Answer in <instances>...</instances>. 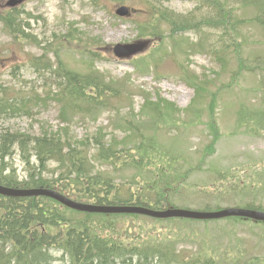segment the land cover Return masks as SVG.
Here are the masks:
<instances>
[{
  "label": "rangeland",
  "instance_id": "1",
  "mask_svg": "<svg viewBox=\"0 0 264 264\" xmlns=\"http://www.w3.org/2000/svg\"><path fill=\"white\" fill-rule=\"evenodd\" d=\"M7 1L0 0V5ZM119 5L129 6L128 3L114 4L109 0L93 4L90 0H29L21 7L20 19L25 23L26 17L29 18L26 32L32 38L31 42L22 46L13 42L0 24V84L20 91L17 97L30 112L29 117L1 122L0 129L37 135L42 128L55 130L65 126L59 114V105L45 96L46 91H50L46 85L49 81L55 84L57 80H48V76L46 79L40 74L42 70L33 73L34 69L28 65V56L41 55L43 48L52 51L50 55H55L68 70L85 74L88 69L95 68L107 83L114 84L109 87L117 91L110 109L103 111L96 121L74 120L72 136L83 139L101 130L107 141L113 143L114 138L118 141L122 136L129 135L114 128L115 124L123 126L125 122L143 123L146 127H140L143 133L151 135L155 122L147 119L150 112L143 107L146 102L163 99L181 113L175 114V111L169 122L156 127L158 140L171 149L173 142L169 139L173 137L180 143L175 151L181 154L185 149L186 161H179L178 166H200L199 173L192 175L188 181L187 186L191 188H183L182 199L174 205L192 211L243 207L250 202L264 207L262 78L244 72L239 66L243 61V67L250 69L256 58L264 57V30L251 21L255 11L249 7L239 10L228 22L235 29L228 35L231 37V56L225 70L220 69L212 55L193 46L197 37L192 33L176 36L186 42L183 43L182 53L175 52V40L170 37L167 28L161 26L163 40L143 50L142 55L151 54L154 50L158 53L161 51L159 48L164 46L165 51L173 56L162 58L156 68L153 66V69L139 74L132 67L134 60L117 61L110 51L116 44L137 41L138 32L132 23L142 20V5L136 7L138 12L131 16L133 22L114 15ZM193 7L192 2L184 0L166 4L167 9L181 15L190 13ZM240 20L244 24H239ZM204 31L212 41L210 44L214 45L219 33ZM89 53L97 55L87 65ZM147 56L145 59L152 54ZM23 64H26L25 67H22ZM16 65H19L18 70H12ZM198 78L205 84L198 86L201 98L194 101L195 92L185 81L192 84L195 79L193 82L197 84L200 83ZM224 88L231 90L222 92ZM193 101L196 102L194 107L191 105ZM199 107L201 110L193 113ZM8 161L16 169L19 180L24 179L26 166L19 156L15 154ZM153 161L159 165L162 163L157 159ZM134 173L135 170L131 169L113 173L112 176L120 182L123 177ZM114 224L120 238L132 243L157 239L171 245L168 241L171 238L172 247L185 251L186 257L200 251L214 257L217 264H264V226L228 221L149 218H120ZM54 255L61 257L62 254L58 252ZM3 259L0 255V261Z\"/></svg>",
  "mask_w": 264,
  "mask_h": 264
},
{
  "label": "trees",
  "instance_id": "2",
  "mask_svg": "<svg viewBox=\"0 0 264 264\" xmlns=\"http://www.w3.org/2000/svg\"><path fill=\"white\" fill-rule=\"evenodd\" d=\"M134 1L142 4L144 16L149 20V24H136L139 36L162 38V24L172 36L194 32L198 35L196 46L207 50L221 68L228 57L231 39L228 35L234 31V25L227 24L225 13L233 15V8L252 7L256 10L253 21L264 29V0H191L196 8L187 15L175 14L163 7V3L172 0ZM0 22L10 36L29 40L16 9L6 10ZM205 29L219 33L214 45L210 44L212 41ZM59 68L60 99L57 100L63 114L91 116L109 108L116 98L115 88L105 86L98 73L82 75L63 70V66ZM245 71L259 75L263 81L264 57L256 58ZM193 81L189 84L195 89L196 101L201 98L198 86L202 82ZM262 85L264 91V82ZM9 93L8 89L0 87V119L16 114ZM158 101L164 103L165 108L170 106L164 100ZM156 105L154 109L158 108ZM133 127L129 124L126 129H119L132 132L120 139L119 149L107 144L100 135L74 141L68 129L45 132L39 137L4 130L0 133V185L12 189L49 188L74 200L98 205L137 204L161 209L170 201L171 193H175L170 186L181 180L182 174L174 166L175 159L161 151L154 138L143 139ZM17 152L27 169L22 180L7 162V158ZM91 159L118 173L129 169L139 173L133 174L131 181L116 183L109 173L96 171ZM154 159L162 163L155 164ZM50 163H54L55 168L50 169ZM139 184L141 187L135 192L132 188ZM247 208L263 210L251 204ZM117 218L115 215L78 213L44 197L11 199L0 196V255L4 257L0 264H217L214 257L200 251L185 257L168 245L153 243L148 246L120 239L115 236L116 224L113 225ZM58 252L62 258L54 255Z\"/></svg>",
  "mask_w": 264,
  "mask_h": 264
},
{
  "label": "water",
  "instance_id": "3",
  "mask_svg": "<svg viewBox=\"0 0 264 264\" xmlns=\"http://www.w3.org/2000/svg\"><path fill=\"white\" fill-rule=\"evenodd\" d=\"M23 0H10L7 5L14 6L20 4ZM117 14L120 16H125L127 14V10L125 8H121L117 11ZM145 44H138L132 46H116L114 48V53L116 56L128 57V55L133 54L139 50H141ZM0 194L5 196H46L52 199L57 200L62 205L76 210L82 211L87 213H104V214H140L146 215L154 218H186V219H193V220H217L223 219L228 217H240L244 219H250L255 222H264V213L258 211H252L247 209H239V208H232V209H225L218 212H192L186 210H174L169 209L162 212L152 211L143 207H99V206H91L73 202L62 195L51 192L48 190H30V191H21L15 192L10 189L0 187Z\"/></svg>",
  "mask_w": 264,
  "mask_h": 264
},
{
  "label": "bare ground",
  "instance_id": "4",
  "mask_svg": "<svg viewBox=\"0 0 264 264\" xmlns=\"http://www.w3.org/2000/svg\"><path fill=\"white\" fill-rule=\"evenodd\" d=\"M13 191H15V192H21V191H23V189H12ZM14 198H16V196H13Z\"/></svg>",
  "mask_w": 264,
  "mask_h": 264
}]
</instances>
